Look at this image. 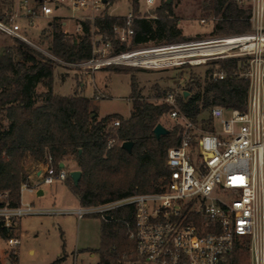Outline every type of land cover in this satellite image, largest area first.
Wrapping results in <instances>:
<instances>
[{"label":"built area","instance_id":"2783aa9c","mask_svg":"<svg viewBox=\"0 0 264 264\" xmlns=\"http://www.w3.org/2000/svg\"><path fill=\"white\" fill-rule=\"evenodd\" d=\"M112 1L11 0L0 7V31L58 62L93 69L113 64L184 67L235 58L239 63L233 74L249 82L246 108L213 106L210 128L204 120L200 125L197 119L181 111L177 103L179 92H168L160 103L172 106L168 114L178 122L180 142L168 149L165 183L158 191L137 192L99 206L42 210L32 202L24 203V191L37 193L42 184L65 181L70 176V169L66 166L56 169L49 156L40 179L31 184L29 176V181L22 184L19 205L10 204L7 192L1 194L0 242L18 246L20 238L14 235L20 220L28 215L73 213L83 218L89 213L106 214L131 204L134 223L130 238L135 242L137 259L129 264H264V0H252L251 28L245 32L168 44L153 51L125 48L111 53L113 37L126 45L134 35L136 16L131 2L128 13L123 15L127 17L126 25L115 26L113 37L99 33L92 25L91 34L98 36L92 37L93 57L79 63L58 59L50 49L37 46L27 34L42 20L46 24L41 31L52 28L44 34L52 36L55 19L64 27V33L82 34L83 22H93ZM145 2L149 10L162 0ZM70 11L71 14L66 13ZM213 17L217 20L214 14ZM69 21L73 23V31L67 27ZM201 21L205 23L206 19ZM200 48L210 50L199 51ZM147 55L158 56L141 60ZM226 76L219 66L213 71L215 79ZM119 126L120 119L111 120L107 128L108 132L112 129L108 147L119 142L113 134ZM2 229L7 235H3ZM238 248L241 256L234 258Z\"/></svg>","mask_w":264,"mask_h":264},{"label":"trees","instance_id":"16d2710c","mask_svg":"<svg viewBox=\"0 0 264 264\" xmlns=\"http://www.w3.org/2000/svg\"><path fill=\"white\" fill-rule=\"evenodd\" d=\"M116 0H113L114 2ZM207 8L217 17L216 30L242 33L251 28V8L238 0H212ZM156 17H142L139 0H132L135 45L185 41L178 26L173 4L162 0ZM127 17L107 12L92 21L83 22V33L68 35L55 19L49 49L58 59L79 63L93 57L92 25L99 33L113 37L115 26H125ZM0 55V197L8 193L12 205L21 203V186L29 181V163L46 164L51 157L53 166L72 161L81 170L77 185L68 176L66 185L76 195L81 207L99 206L126 198L137 192L158 191L166 181L168 149L180 142L179 126L157 137L154 128L172 106L146 100L135 73L131 74L132 109L128 117L119 113L99 117L95 97L79 94L63 96L54 92V72L59 62L24 41L18 40ZM115 51L125 45L112 40ZM238 59H218L209 64L227 73L225 79L213 78L214 68L208 70L204 83L196 81L189 95L179 93L181 111L193 119L215 105L245 109L249 82L233 74ZM117 71L133 72L129 68ZM42 85L46 90L38 92ZM194 91L193 93H191ZM168 92H165L164 96ZM120 119L114 133L119 142L108 147L112 119ZM132 141L129 151L122 144ZM0 199V203H1ZM101 217V245L97 264H123L137 259L135 242L130 238L134 223V206L116 207ZM110 215V219L105 217ZM1 229V225H0ZM3 235L7 232L2 229ZM63 236V233H62ZM65 247V242L63 244ZM63 252L51 264H64ZM16 258L17 254H13ZM241 256L237 249L235 257ZM242 260L240 263H243ZM1 264V263H0Z\"/></svg>","mask_w":264,"mask_h":264},{"label":"rangeland","instance_id":"374dc122","mask_svg":"<svg viewBox=\"0 0 264 264\" xmlns=\"http://www.w3.org/2000/svg\"><path fill=\"white\" fill-rule=\"evenodd\" d=\"M11 0H0V7L9 4ZM212 0H173V8L176 17L178 18V26L182 33H189L188 40H204L210 37L226 36L230 34L226 31H217V20L214 19L212 9L207 8ZM132 0H116L111 5H107L103 12L113 15H124L131 8ZM238 3L245 8H252V0H238ZM160 5L157 2L148 10L145 0H141L140 12L141 16L150 18L156 17ZM148 10V11H147ZM58 12H62L59 10ZM71 14L72 12H66ZM206 19L203 23L201 20ZM46 22L37 21V28H30L27 34L31 40L43 49H49L51 36L45 37V32L51 31L52 28H47L46 31H41V27L45 26ZM62 30L64 27L62 26ZM67 27L73 31V23L68 22ZM73 33V32H72ZM74 35H78L79 33ZM93 38H97L92 34ZM115 39V37H113ZM178 41L173 43H155L149 42L146 44L135 45L132 39H128L125 43L126 49H143L156 48L168 44L181 43ZM18 39L12 38L0 31V55L9 47H15L18 44ZM121 46V44H118ZM125 49V50H126ZM111 53L117 52L112 48ZM65 62V61H64ZM117 68H129L133 72L117 71ZM216 69L217 66L207 63L200 65H189L184 67H161L147 68L144 66H127V65H106L100 69H93L79 65H68L59 62L56 65L54 72V91L56 94L68 96L71 94H79L83 96L95 97L94 103L98 106V111L101 115L119 113L121 115L130 114L132 102L131 94V74L135 73L139 83V88L144 98L150 102L160 103L165 92H179L180 94L189 95L187 90L190 86L195 87L196 81L204 83L209 69ZM46 90L45 87L39 85L38 92ZM188 92V93H186ZM192 91L191 93H193ZM100 94V98L97 95ZM98 99V100H97ZM205 122L207 127L211 128V108L202 111L197 122L201 125ZM161 123L171 129L178 124L177 120L172 119L168 113L164 114ZM219 127L218 122H215ZM30 171L36 164H28ZM66 167L70 170L78 169L74 162H66ZM45 195L37 197L34 193L28 191L23 192V201L34 200L36 207L52 208L55 205L67 208H79L76 195L66 185L64 181L57 180L52 184H43ZM1 199V197H0ZM59 203H62L61 205ZM21 226L23 234L21 236V227L14 236L21 239L19 247L8 246L0 242V262L2 264H51L59 253L65 249L67 258L64 264H97L99 254L97 250L101 245V217L86 215L80 221L75 214H35L28 215L22 218ZM63 233V236H62ZM65 242V247L63 246ZM89 248V249H88ZM33 250V252H31ZM17 254L16 258L13 254ZM91 254H94L93 256ZM123 264H129L125 262Z\"/></svg>","mask_w":264,"mask_h":264},{"label":"crops","instance_id":"0c3cea01","mask_svg":"<svg viewBox=\"0 0 264 264\" xmlns=\"http://www.w3.org/2000/svg\"><path fill=\"white\" fill-rule=\"evenodd\" d=\"M141 12V11H140ZM128 13V12H127ZM126 13V14H127ZM142 13V12H141ZM125 15V14H124ZM184 36H186V37H188V35H189V33L187 32V33H185V34H183ZM55 92V91H54ZM71 95H74V94H71ZM95 95H97V98H100V94L98 93V94H95ZM86 96V95H85ZM87 97H89V96H87ZM90 98H92V97H90ZM96 99H94V101H95ZM98 100V99H97ZM130 115V114H129ZM129 115H127L126 117H128ZM105 115H101L100 113H99V117L101 118V117H104ZM125 116V115H124ZM36 164V167L35 166H33L34 168H33V170L30 172V183L31 184H35L39 179H40V175L44 172V169H45V165L44 164H41V163H34L33 165H35ZM66 165V164H65ZM75 170V169H74ZM43 185V184H42ZM40 186L39 187V190H38V192L37 193H34V195L35 196H37V197H42V196H44L45 195V188H43V186ZM29 192V191H28ZM29 193H33V192H29ZM22 197H23V195H22ZM23 201V200H22ZM24 203H29V202H32V203H34L35 204V202H34V200H27V201H23ZM77 202H78V204H79V201H78V199H77ZM60 205L62 204V203H59ZM35 206H36V204H35ZM80 207V206H79ZM38 208H40V209H42V210H50V209H57V210H72V208H67L64 204H62V206H59V205H55V206H53L52 208H41V207H38ZM76 209V208H75ZM64 214H67V213H64ZM47 215V214H46ZM52 215H56V214H52ZM76 216V215H75ZM77 217V216H76ZM85 217V216H84ZM83 217V218H84ZM83 218H78L77 217V219L80 221L81 219H83ZM22 220V219H21ZM21 220H20V227H21V236H22V234H23V229H22V226H21ZM20 243H21V239H20ZM20 245V244H19ZM19 245L17 246V247H19ZM89 249V248H88ZM31 252H33V250H31ZM61 253H59L58 254V256L60 255ZM92 256L94 255V254H91ZM1 263V262H0ZM2 264V263H1Z\"/></svg>","mask_w":264,"mask_h":264},{"label":"water","instance_id":"95a60500","mask_svg":"<svg viewBox=\"0 0 264 264\" xmlns=\"http://www.w3.org/2000/svg\"><path fill=\"white\" fill-rule=\"evenodd\" d=\"M106 1H107V0H104V2H106ZM165 2L168 3V4H171V3L173 2V0H165ZM186 93H188V92H186ZM185 95H187V94H185ZM169 131H170L169 128H167V127H166L164 124H162V123H158V124L156 125V127L154 128V133H155V135H156L157 137H160V136H162V135L168 134ZM122 146H123L125 149H127V150L130 151V150L132 149L133 142H132V141H125V142L122 144ZM65 166H66V165H65L64 162H61V163H60V167H61V168H64ZM81 175H82V172H81L80 169H75V170H71V171H70V177L72 178V180H73V182H74L75 185L78 184ZM105 218H106V219H110L111 216H110V215H107Z\"/></svg>","mask_w":264,"mask_h":264},{"label":"bare ground","instance_id":"6f19581e","mask_svg":"<svg viewBox=\"0 0 264 264\" xmlns=\"http://www.w3.org/2000/svg\"><path fill=\"white\" fill-rule=\"evenodd\" d=\"M199 51L201 50V51H205V50H210L209 48L208 49H202V48H200V49H198ZM148 51H153V48L152 49H149ZM154 56H158V55H147V56H143V57H141V60H148V59H150V58H152V57H154Z\"/></svg>","mask_w":264,"mask_h":264}]
</instances>
